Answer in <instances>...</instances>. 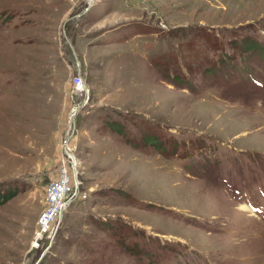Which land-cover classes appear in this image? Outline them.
I'll return each mask as SVG.
<instances>
[{
	"label": "rangeland",
	"instance_id": "rangeland-1",
	"mask_svg": "<svg viewBox=\"0 0 264 264\" xmlns=\"http://www.w3.org/2000/svg\"><path fill=\"white\" fill-rule=\"evenodd\" d=\"M0 199V264H264V0H0Z\"/></svg>",
	"mask_w": 264,
	"mask_h": 264
},
{
	"label": "built area",
	"instance_id": "built-area-1",
	"mask_svg": "<svg viewBox=\"0 0 264 264\" xmlns=\"http://www.w3.org/2000/svg\"><path fill=\"white\" fill-rule=\"evenodd\" d=\"M73 89L75 92L83 91V81L79 74L76 75L75 79H72ZM74 114V112H73ZM65 154L67 155L68 163L62 165L58 172V176L52 182L46 186L48 192V201L46 203V214L43 215L41 219L40 227L37 230L36 241L33 243V248H39L44 237L50 236L52 232L56 230L54 225L58 218H60L62 212L66 209L68 205V195L71 192L74 184L72 185L73 175H72V163L69 158V148L67 141H64ZM69 154V155H68ZM71 171V174H70ZM77 185L74 186L76 190Z\"/></svg>",
	"mask_w": 264,
	"mask_h": 264
},
{
	"label": "bare ground",
	"instance_id": "bare-ground-1",
	"mask_svg": "<svg viewBox=\"0 0 264 264\" xmlns=\"http://www.w3.org/2000/svg\"><path fill=\"white\" fill-rule=\"evenodd\" d=\"M87 89V88H86ZM85 89V90H86ZM83 91H84V87H83ZM73 112H75L76 111V109H74V110H72ZM72 115H74L73 113H71V115L70 116H72ZM74 154V153H73ZM69 155V154H68ZM69 158L71 159V161H72V169L74 170L75 169V164H76V160H75V158L73 159V157H72V155H69ZM74 173H75V170H74ZM45 203H47V201H48V192H47V190L45 189ZM44 214H46V208L44 209V211H43V213L41 214L40 213V217L39 218H37L38 220L36 221L37 222V225H36V233H35V237H33L34 238V243H35V241H36V236H37V230H38V228L40 227V223H41V219H43V215ZM50 235H51V233H50ZM32 245V244H31Z\"/></svg>",
	"mask_w": 264,
	"mask_h": 264
},
{
	"label": "trees",
	"instance_id": "trees-1",
	"mask_svg": "<svg viewBox=\"0 0 264 264\" xmlns=\"http://www.w3.org/2000/svg\"><path fill=\"white\" fill-rule=\"evenodd\" d=\"M1 200V199H0ZM8 200V198L6 199ZM112 234L115 236V234L118 236V235H121V228H119V226L117 228H115L113 231H111ZM132 232V231H131Z\"/></svg>",
	"mask_w": 264,
	"mask_h": 264
},
{
	"label": "crops",
	"instance_id": "crops-1",
	"mask_svg": "<svg viewBox=\"0 0 264 264\" xmlns=\"http://www.w3.org/2000/svg\"><path fill=\"white\" fill-rule=\"evenodd\" d=\"M85 44H86V43H85V41H84V43H83V50H84L83 54L86 53V50H87V49L85 48ZM84 48H85V49H84ZM84 56H85V54H84Z\"/></svg>",
	"mask_w": 264,
	"mask_h": 264
},
{
	"label": "water",
	"instance_id": "water-1",
	"mask_svg": "<svg viewBox=\"0 0 264 264\" xmlns=\"http://www.w3.org/2000/svg\"><path fill=\"white\" fill-rule=\"evenodd\" d=\"M39 260H40V259H39ZM39 260H38V261H39Z\"/></svg>",
	"mask_w": 264,
	"mask_h": 264
}]
</instances>
